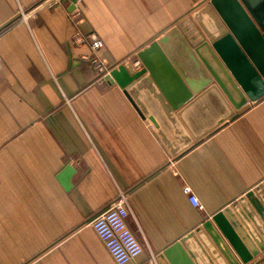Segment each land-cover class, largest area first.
Instances as JSON below:
<instances>
[{"label": "crops", "instance_id": "obj_1", "mask_svg": "<svg viewBox=\"0 0 264 264\" xmlns=\"http://www.w3.org/2000/svg\"><path fill=\"white\" fill-rule=\"evenodd\" d=\"M37 1L0 0V29ZM202 1L67 0L0 32V264H118L90 223L121 192L143 246L127 264L158 262L264 182V101L174 157L126 89L100 81L81 59L90 46L74 43L79 28L99 37L118 66L136 63ZM250 223L263 242V220ZM202 248L191 239L164 264H184V256L197 264Z\"/></svg>", "mask_w": 264, "mask_h": 264}, {"label": "water", "instance_id": "obj_2", "mask_svg": "<svg viewBox=\"0 0 264 264\" xmlns=\"http://www.w3.org/2000/svg\"><path fill=\"white\" fill-rule=\"evenodd\" d=\"M197 6L138 53L140 64L121 63L107 76L126 89L174 157L250 103L264 101V0H203ZM257 216L264 223V182L158 255V262L167 263L193 239L203 246L194 254L197 264H250L264 252L250 223ZM183 262L194 264L188 256Z\"/></svg>", "mask_w": 264, "mask_h": 264}, {"label": "built area", "instance_id": "obj_3", "mask_svg": "<svg viewBox=\"0 0 264 264\" xmlns=\"http://www.w3.org/2000/svg\"><path fill=\"white\" fill-rule=\"evenodd\" d=\"M51 1L45 3L47 6L54 4ZM67 1V0H58ZM57 2V1H56ZM94 49H102L104 42L94 36ZM89 62V57H82ZM109 60L102 55H99L97 59L92 60V67L102 76V79H107V76L112 70L107 67ZM140 64V62H136ZM185 194L188 195L189 200L195 207L200 206L199 199L194 195L190 188L184 189ZM131 214V206L127 195L121 192L118 199L107 209L98 213L90 225L94 228L99 235L105 246L109 250L113 259L118 264H127L137 258L143 252V246L130 229L127 219ZM153 264H157L156 262Z\"/></svg>", "mask_w": 264, "mask_h": 264}, {"label": "rangeland", "instance_id": "obj_4", "mask_svg": "<svg viewBox=\"0 0 264 264\" xmlns=\"http://www.w3.org/2000/svg\"><path fill=\"white\" fill-rule=\"evenodd\" d=\"M48 1H51V0H40V1L35 2L34 5H33V7H32V9L30 11H27L25 7H22L21 6L20 9H19V12H18V17L16 18L17 20H14L13 22H11L6 27L1 28L0 29V32L4 33L6 29H10V28L16 26L19 22H24V23L25 22H28L29 19H30V17H32V19L37 18L38 12L41 11L42 9H45V8H53V7H56L57 5H62V3L65 2V1H62L61 2V1H58V0H53L52 2L53 3L55 2V3L52 4L51 6H47V5H45V3H47ZM73 12H76V10L73 11ZM73 20H74V24L77 25V27H78V23L81 20V14L77 13L74 16ZM76 31H77V33H76ZM76 31H75L76 34H75V37H74V43L76 45L87 44L91 48V54H89V55H82V57H89V62H87L86 60H84L79 55L83 61L89 63V65H90V64H92V60L97 59L99 55H102L103 56V51L105 49V44L103 43L104 44V47L102 49H98V50L97 49H94L93 40H94V36H96V35H94V33L85 35L79 28H77ZM97 38H99V37H97ZM103 57H105V58H107L109 60V63L107 65V67L109 68V70H112V68L117 65L115 61H112L110 59V57H108V56H103ZM121 62L118 61V64L121 63ZM135 62H140V61H135ZM134 64H136V63H134ZM94 71H95L98 79L100 81H103L102 76L99 75L96 70H94ZM60 92L63 95V92L62 91H60ZM250 104H252V103H250ZM76 160L79 161L80 160V157H77ZM155 262H156V259H154V262H152L151 264H153ZM156 263L159 264L158 262H156Z\"/></svg>", "mask_w": 264, "mask_h": 264}]
</instances>
